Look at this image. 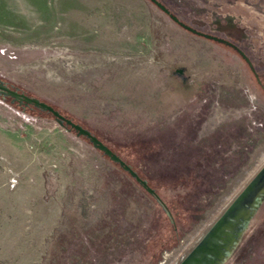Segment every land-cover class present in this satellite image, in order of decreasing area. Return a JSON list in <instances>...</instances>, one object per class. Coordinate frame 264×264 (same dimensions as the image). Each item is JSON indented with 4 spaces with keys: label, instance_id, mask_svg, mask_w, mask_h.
I'll use <instances>...</instances> for the list:
<instances>
[{
    "label": "water",
    "instance_id": "1",
    "mask_svg": "<svg viewBox=\"0 0 264 264\" xmlns=\"http://www.w3.org/2000/svg\"><path fill=\"white\" fill-rule=\"evenodd\" d=\"M152 1L225 54L198 80L171 76L142 114L82 119L0 80V106L57 120L74 147L77 198L54 264H223L264 198V0ZM237 144L253 148L216 194ZM172 210L190 227L179 236ZM257 218L226 264H264V205Z\"/></svg>",
    "mask_w": 264,
    "mask_h": 264
},
{
    "label": "rangeland",
    "instance_id": "2",
    "mask_svg": "<svg viewBox=\"0 0 264 264\" xmlns=\"http://www.w3.org/2000/svg\"><path fill=\"white\" fill-rule=\"evenodd\" d=\"M224 54L152 0H0V80L82 119L140 115ZM76 198L68 129L0 106V264H54Z\"/></svg>",
    "mask_w": 264,
    "mask_h": 264
},
{
    "label": "trees",
    "instance_id": "3",
    "mask_svg": "<svg viewBox=\"0 0 264 264\" xmlns=\"http://www.w3.org/2000/svg\"><path fill=\"white\" fill-rule=\"evenodd\" d=\"M8 83V82H7ZM8 85L12 88H17L19 91L25 92L23 89H21L20 87H17L13 84L8 83ZM26 93V92H25ZM27 94V93H26ZM28 95V94H27ZM9 98H11V96H9ZM18 102V101H17ZM28 106H33L41 111L44 112H48L51 113L48 110H43L40 107L35 106L34 104H25L22 103V107H28ZM53 106V105H52ZM55 109L59 110L58 108H56L55 106H53ZM60 111V110H59ZM52 114V113H51ZM53 115V114H52ZM74 121V120H73ZM79 123V122H76ZM67 127L73 129L74 131L77 132L76 129H74L71 125L66 124ZM92 132V131H91ZM93 133V132H92ZM94 135H96L95 133H93ZM84 136V135H82ZM86 137L88 140L89 138L87 136ZM98 137V136H97ZM99 138V137H98ZM90 141V140H89ZM90 143H92L90 141ZM93 144V143H92ZM252 144V143H250ZM107 145V144H106ZM237 149L238 148H243V153L240 156H237L233 159L230 160H226V163H222L218 166V178H217V182H215L216 185V191H214V193H219L226 185V183L228 182V180L230 178H232L236 173H238V171L242 168V165L248 160L249 157V152L250 150L253 148L252 145H248V146H243V145H239L237 144ZM108 146V145H107ZM96 149L100 150L104 155L108 156L104 151H102L101 149L95 147ZM114 151V150H113ZM115 152V151H114ZM116 153V152H115ZM119 155V154H118ZM120 156V155H119ZM109 157V156H108ZM121 157V156H120ZM122 158V157H121ZM123 159V158H122ZM112 160V159H111ZM124 160V159H123ZM113 162L117 163L120 168L128 173L132 178H134L140 185H142L135 177H133L129 171H127L126 169H124L123 166L120 165L119 162H116L114 160H112ZM125 161V160H124ZM126 162V161H125ZM127 163V162H126ZM128 164V163H127ZM130 165V164H128ZM131 166V165H130ZM131 168H133L131 166ZM134 169V168H133ZM138 175L142 178L145 179L144 176H142V174L140 172H138V170L134 169ZM143 186V185H142ZM144 187V186H143ZM146 189V188H145ZM147 190V189H146ZM216 193V194H217ZM168 205V204H167ZM264 205V198L261 200L259 206L257 207L256 211L254 212L253 216L250 218L245 230L243 231L241 238L239 239V241L237 242L236 246L234 247V249L231 251V253L229 254V256L227 257L226 261L223 264H226L227 262H229L232 258H235L237 256H239L240 254H242L245 250V248L247 247V241H248V233L252 230V228L254 227V224L257 222V217L258 215H260L262 208ZM167 215V219L168 221H170V225L173 227L174 233L176 236H179V229H183V233H185L190 227H183L185 224L180 222V217L176 214V212H173V210L171 211V213ZM179 242V239L177 241V243Z\"/></svg>",
    "mask_w": 264,
    "mask_h": 264
}]
</instances>
